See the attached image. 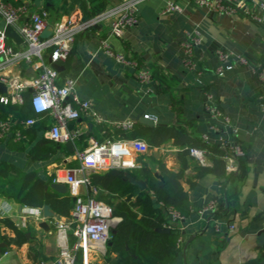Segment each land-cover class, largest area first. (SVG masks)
Returning <instances> with one entry per match:
<instances>
[{
    "label": "crops",
    "instance_id": "0c3cea01",
    "mask_svg": "<svg viewBox=\"0 0 264 264\" xmlns=\"http://www.w3.org/2000/svg\"><path fill=\"white\" fill-rule=\"evenodd\" d=\"M9 1L24 4L29 14L45 9V0ZM120 1L55 0L54 6L48 10V25L69 16L87 19ZM259 1L248 0L247 3L256 8ZM177 2L183 7L181 11L163 13L166 0L143 1L138 23L127 27L122 37L110 34L111 18L86 28L77 36L68 59L60 61L64 66L60 78H76L79 95L90 99L105 120L96 123L87 117L79 118L75 127L85 137H79L76 145L85 148L90 138H96L94 131L98 125L116 126L127 120L136 124L146 115L155 118L157 124L178 123L193 137L202 138L206 134L211 144H217L219 135L212 126L220 125L221 122L210 116L206 108L208 94H213L221 109L231 118L233 130L226 129V136L244 149L245 157L241 167L238 165L236 170L237 178L231 182L236 194L222 205L219 201L222 198L224 200V195L215 174L207 173L193 188L185 184L186 189H189L192 210L187 218L177 222L184 242L173 264H245L259 255L264 244V110L261 105L264 102V82L258 81L252 71L254 66H260L264 61V25L241 12L232 15L209 13L189 0ZM69 5L73 6L71 12L66 9ZM4 26L5 21L0 15V29ZM195 28L202 38L201 44L195 49L196 57L203 59L201 73L186 68L183 61L182 42L187 32ZM104 38L108 39L115 51L138 57L149 66L157 65L168 80L161 83L158 77L153 76L148 84L140 82L130 65L118 62L100 51V43ZM219 48L244 54L249 63L239 64L219 75L215 72L218 63L216 50ZM9 73L30 78L36 74V69L32 64L21 62L14 65ZM176 107L181 109L179 115ZM51 121L49 116L46 128ZM91 122L92 128L89 127ZM39 134L44 135V131L41 130ZM119 139L131 143L134 141ZM142 140L144 150L134 149L139 166L147 161L155 172L160 173L157 164L148 156L141 158L154 154L168 168L179 169V147L172 141L152 147ZM8 142L0 141V161L27 171L25 168L31 159L28 151L11 149ZM62 145L53 158L47 161L33 159L28 169L36 171L45 181L51 180L47 184L49 187L55 182L56 176H65V168L79 165L75 153H70L65 144ZM103 170L107 169L97 171ZM193 174L191 168L186 170L187 176ZM67 186L68 193L76 198L72 188ZM78 192L83 195L93 193L86 185L80 186ZM0 198V218L9 216L19 228L27 232L32 226L37 238L42 241L45 255L49 257L46 264H57L59 247L55 221L68 217L60 215L51 207L56 216L44 218L43 207L19 203L1 193ZM213 198L218 201L216 212L220 213H200V209ZM36 208L41 210L40 214L35 211ZM43 220L48 221V230L39 226ZM120 220L121 217L118 222ZM229 224L235 225L234 231H229ZM3 227L0 222V230H4ZM7 251L8 254L5 251L1 256L0 264H32L28 257L29 243ZM83 255L84 264H104L105 256L98 250L83 251Z\"/></svg>",
    "mask_w": 264,
    "mask_h": 264
},
{
    "label": "built area",
    "instance_id": "2783aa9c",
    "mask_svg": "<svg viewBox=\"0 0 264 264\" xmlns=\"http://www.w3.org/2000/svg\"><path fill=\"white\" fill-rule=\"evenodd\" d=\"M145 0H121L112 7L90 16L87 19L79 20L73 16L61 19L52 25V33L49 37L43 38L41 33L48 26L49 12L46 9L34 11L29 14L28 8L22 5H15L9 0H0V15L6 25H11L23 38L22 44H17L5 36L4 28L0 29V82L7 86V93L0 94V101L3 104L24 102V93H30V105L37 114L47 113L52 121L44 130V136L59 144H66L69 141L74 143L75 158L79 165L74 168H65V176H56L55 182H63L72 188L76 196L75 205L68 218L55 221L56 240L59 247L57 264H74L76 253L81 249L84 252L98 250L106 255L108 243L111 239V230L118 223L119 217L114 213V207L94 194L90 183L89 174L91 171L108 168H135L138 167L134 155L135 148L143 151L142 139H133L127 142L123 139L99 141L90 138L85 148L81 149L76 145L81 133L78 128H72L70 123L79 118L87 117L96 123H103L105 120L96 110L90 99L82 98L77 91V79L71 76L60 78V70L54 67V63L68 59L74 46L77 36L86 28L111 18L110 34L122 37L127 27L136 25L140 17V4ZM199 8L206 9L209 13L237 14L239 12L249 16L258 23L264 25V0L257 2L254 8L248 4V0H189ZM182 5L177 0H166L162 9L163 13L181 11ZM29 15V16H28ZM11 40L12 42L10 43ZM202 38L197 28L187 32L182 42L184 51V65L186 68L202 72V58L195 55L196 47L201 44ZM100 51L114 57L118 62L130 65L138 80L148 84L153 79L151 67L140 62L136 58L117 52L111 48L108 39L104 38L100 43ZM218 60L215 72L219 75L233 69L239 64H248L249 59L244 54L235 53L231 50L219 48L216 50ZM49 58V60H48ZM25 62L32 64L36 74L30 78H21L11 74L9 71L16 64ZM257 80L264 82V61L260 66L252 69ZM209 101L206 108L210 116L220 120V125H213L212 128L218 132V144L225 148L227 154V171H236L238 168L237 158L244 155V149L236 143H232L225 134L226 129H231V118L219 106L214 95L208 94ZM264 110V102L261 104ZM155 118L150 115H146ZM36 117H29L25 124L33 125L37 122ZM124 129H131L135 123L127 120L121 124ZM15 132L11 118L0 120V141H9ZM19 136L18 131H16ZM142 140V141H141ZM202 140L211 144L209 137L204 134ZM190 153L200 163L208 162L206 149L191 147ZM88 186L92 194L83 195L78 192L80 186ZM218 208L217 199H210L201 209L204 215H213ZM35 211L40 214L41 210ZM171 220L179 222L182 216L176 210L171 211ZM229 231L235 230L234 224H229ZM219 230V226L216 225ZM70 232L75 240L70 242ZM183 237L179 239V246L182 247ZM9 252L6 251L5 254Z\"/></svg>",
    "mask_w": 264,
    "mask_h": 264
},
{
    "label": "trees",
    "instance_id": "16d2710c",
    "mask_svg": "<svg viewBox=\"0 0 264 264\" xmlns=\"http://www.w3.org/2000/svg\"><path fill=\"white\" fill-rule=\"evenodd\" d=\"M55 0H45L44 8L49 10L54 6ZM18 5L17 3H13ZM72 5L66 7L67 12L72 11ZM131 57V56H129ZM133 57V56H132ZM142 62L138 57H133ZM153 76L158 77L163 83L168 80L163 76L162 69L157 65H150ZM168 77V76H167ZM179 115L181 109L176 107ZM29 117L38 120L33 125H26ZM11 118L13 131L8 146L18 151H28L29 157L35 161H47L53 158L59 150V143L45 137L39 132L46 129L49 114H37L30 105V93H24V102L3 104L0 101V120ZM77 121H72L70 126L76 128ZM94 136L99 141L115 140L119 138L144 139L152 147H160L172 141L179 147L178 170L168 168L166 163L154 154L148 156L156 163L162 179L155 175L154 168L147 161H143L135 168H108L103 171H91L89 174L91 186L97 198L104 200L114 207L115 215L121 220L114 227L116 233L111 235L105 255L104 264H173L181 251L179 239L182 236L180 226L171 220L172 210H176L187 218L192 210L189 189L185 184L193 188L198 180L207 173H213L220 180L223 198L219 201L222 205L229 200L236 191L231 186L237 178L236 171H227V151L217 144H207L202 138L193 137L184 126L176 123L170 125L148 126L142 122L136 123L131 129L122 126L98 125ZM80 137H85L81 134ZM206 149L208 162L200 163L190 153L191 147ZM243 156L237 158L239 168L243 164ZM191 168L193 175H186V170ZM128 174L136 179L146 180L148 187L141 190L132 184ZM51 180L45 181L34 170H23L12 163L0 161V193L15 201L33 207H43L49 204L56 212L65 217L71 216L75 205L72 195L61 193L54 189L46 188ZM165 210H164V209ZM220 211L215 212V215ZM0 222L4 230H0V243L6 245L0 248V258L3 253L12 247L21 248L29 243L28 257L32 264H46L49 259L43 251L42 241L37 238L34 228L29 226L31 237H27L25 230L9 217L2 216ZM170 227L169 232H160L158 228ZM75 236L70 232V242ZM74 264H84L83 251L76 253ZM245 264H264V244L259 255L245 262Z\"/></svg>",
    "mask_w": 264,
    "mask_h": 264
},
{
    "label": "water",
    "instance_id": "95a60500",
    "mask_svg": "<svg viewBox=\"0 0 264 264\" xmlns=\"http://www.w3.org/2000/svg\"><path fill=\"white\" fill-rule=\"evenodd\" d=\"M4 33L5 36L12 39L13 41H15L17 44H22L23 42V38L22 36L11 26V25H6L4 28ZM52 33V25H48L43 32L41 33V36L43 38H47L51 35ZM54 67H56L58 70L62 71L64 69V66L59 64V63H54ZM7 93V86L3 83L0 82V94H4ZM141 122L148 125V126H156V125H162V124H157L152 118H150L149 116H143L141 118ZM93 123L91 122L89 124V127L92 128ZM59 147H61V144L58 145ZM65 146L68 148L70 153H74V143L72 141H69L65 144ZM33 163V159L31 158L26 166V170H28L30 168V166ZM155 175L162 179V175L158 172H155ZM128 178L130 180V182L132 184L137 185L141 190H145L148 187V183L146 180H141V179H136L133 175L128 174ZM49 186L46 185V188H48ZM50 187L58 192L61 193H66L68 192V186L65 183H61V182H52L50 184ZM1 200V198H0ZM74 200H76V198L74 197ZM164 209V208H163ZM165 210V209H164ZM43 214H44V218H52L55 217L56 214L55 212L52 210L51 206L49 204H45L43 206ZM177 225V222L176 224ZM39 226L45 230H48L50 228V225L48 223L47 220H43L42 222L39 223ZM160 232H169L171 230L170 227H165V228H158L157 229ZM116 233V229L113 228L111 230V234ZM27 237H31V232H26ZM190 242V239L187 241L186 243V247L184 249V253L186 252L187 246ZM112 242H109L108 244L111 245ZM6 245L5 242H1L0 243V248L4 247Z\"/></svg>",
    "mask_w": 264,
    "mask_h": 264
},
{
    "label": "rangeland",
    "instance_id": "374dc122",
    "mask_svg": "<svg viewBox=\"0 0 264 264\" xmlns=\"http://www.w3.org/2000/svg\"><path fill=\"white\" fill-rule=\"evenodd\" d=\"M10 41V43L12 42L11 40H9Z\"/></svg>",
    "mask_w": 264,
    "mask_h": 264
}]
</instances>
